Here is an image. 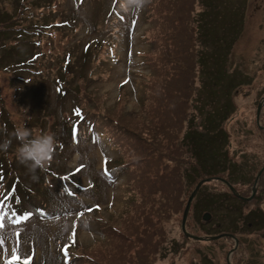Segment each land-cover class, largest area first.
Returning a JSON list of instances; mask_svg holds the SVG:
<instances>
[{
  "label": "rangeland",
  "instance_id": "1",
  "mask_svg": "<svg viewBox=\"0 0 264 264\" xmlns=\"http://www.w3.org/2000/svg\"><path fill=\"white\" fill-rule=\"evenodd\" d=\"M47 2L0 35V144L11 140L0 150V201L15 192L0 209V264L26 261L30 248L32 264H226L233 241L194 240L181 224L197 183H239L240 165L251 175L264 163L252 118L264 97V0H151L139 13L122 0ZM18 7L0 2L12 15ZM260 115L263 127L264 104ZM22 125L57 140L38 182L16 159L11 133ZM236 202L218 179L204 182L185 231L238 233Z\"/></svg>",
  "mask_w": 264,
  "mask_h": 264
},
{
  "label": "flooded vegetation",
  "instance_id": "2",
  "mask_svg": "<svg viewBox=\"0 0 264 264\" xmlns=\"http://www.w3.org/2000/svg\"><path fill=\"white\" fill-rule=\"evenodd\" d=\"M261 103L259 113H257L258 105ZM262 104H264V97H259L256 101V111L255 115L252 117L254 118V126L258 132L264 133V126L260 125L261 115L260 111L262 108ZM244 132L247 134L246 138L249 136L250 129H244ZM236 169L235 176L240 182L236 183L233 179L230 178H223L227 181L230 185H234L236 188L235 193H232L225 183L221 182L228 190V193L231 199H235L237 202L233 205L235 219H240V226L237 230L238 233H229L225 230V232L218 234L217 233H208V236L214 235H222L225 236L221 237L220 239H229L233 241V248L230 250L226 257V264L227 260L230 264H232L229 260V257L232 255H237L235 264H243V261L250 258V264H264L260 263L257 259H254L251 254H249L246 248H250L251 245L253 247V252L256 255L262 250L261 254H264V163L263 165L256 171L254 174H248L247 170ZM234 182V183H232ZM244 184V185H243ZM200 189V188H199ZM259 200L256 201V198L259 197ZM257 203L254 204V203ZM252 205V207H251ZM188 215V214H187ZM208 220L210 218V214L207 213ZM213 219V218H212ZM211 221L208 222V224ZM213 223V222H212ZM217 222L213 223L216 225ZM220 224L216 225V229L219 227ZM247 232V233H246ZM219 240V239H218ZM217 240V241H218ZM216 241V240H215ZM238 250L241 251L238 253ZM247 257V258H246ZM241 258V259H240ZM258 258V257H257ZM242 260V261H241ZM249 260V259H248ZM254 260V261H253Z\"/></svg>",
  "mask_w": 264,
  "mask_h": 264
},
{
  "label": "clouds",
  "instance_id": "3",
  "mask_svg": "<svg viewBox=\"0 0 264 264\" xmlns=\"http://www.w3.org/2000/svg\"><path fill=\"white\" fill-rule=\"evenodd\" d=\"M150 3L151 0H122L121 7L127 12L135 10L139 13ZM11 135L20 142V146L16 149L18 163L28 169L33 182H38L39 177L35 175L37 169L45 171L55 156L57 147L55 136L51 133H43L33 137L30 129L23 125L15 128ZM10 145L11 140L6 139L0 144V150L6 152Z\"/></svg>",
  "mask_w": 264,
  "mask_h": 264
},
{
  "label": "trees",
  "instance_id": "4",
  "mask_svg": "<svg viewBox=\"0 0 264 264\" xmlns=\"http://www.w3.org/2000/svg\"><path fill=\"white\" fill-rule=\"evenodd\" d=\"M1 1H3V0H0V2ZM12 1H14V3L17 5V6H20V7H18V9H17V11H16V13L15 14H13L12 15V13H9L8 11H6L5 9H1L0 8V24H2L3 25V27H2V29L0 30V35H5V32L7 31V30H10L12 27L10 26V24H8V19H9V22H11V21H15V23L17 24V25H20L21 26V24L19 23V21H18V18L20 17V13H21V10L23 9V10H27L26 9V7H28L29 5H33L35 8H40V7H43V6H49L50 4H48V3H51V2H47V3H45V1H47V0H41V1H39V0H30V3H23V0H12ZM25 1H28V0H25ZM44 3V4H43ZM35 18H36V20L37 21H40V25L41 26H47V23L48 22H50V20H48L47 19V17H41L40 19H38V15H35L34 16ZM48 21V22H47ZM15 23H13V25L15 26ZM61 23V22H60ZM8 24V25H7ZM16 27V26H15ZM22 27V26H21ZM39 32H42V30H40ZM4 33V34H3ZM37 35H38V33H37ZM1 48V47H0ZM37 57V54H34L33 55V58H36ZM32 58V57H31ZM30 58V61L29 62H33V59H31ZM28 60V59H27ZM26 60V61H27ZM26 61H24V62H19L18 63V66L20 67V69H22V70H26V69H28L29 68V66H30V64H32V63H29V62H27V64H26ZM2 110H0V115L2 114ZM80 114H81V112H80ZM84 116H85V114H83V115H81V117L82 118H84ZM56 185H57V183H55ZM211 234H213V232H211Z\"/></svg>",
  "mask_w": 264,
  "mask_h": 264
},
{
  "label": "water",
  "instance_id": "5",
  "mask_svg": "<svg viewBox=\"0 0 264 264\" xmlns=\"http://www.w3.org/2000/svg\"><path fill=\"white\" fill-rule=\"evenodd\" d=\"M260 106H261V103L258 105V108H257V113H259V110H260ZM213 179H218L219 181H222L223 183H225L228 187V189L232 192V193H235V189L232 185H230L227 181H225L224 179L222 178H207L205 180H202L200 181L199 183H197V185L195 186V188L193 189V191L191 192L190 196L188 197V200H187V204H186V207L184 209V214H183V219H182V224H181V229H182V232L187 235V236H190L192 239L194 240H198V241H215V240H218L220 239L221 237L225 236L224 234L222 235H214V236H204V237H198V236H193V235H190L188 234L186 231H185V220H186V216H187V213H188V209H189V206L191 205V202L192 200L194 199V196L196 195L197 191L199 190V188L202 186V184L204 182H210V181H213ZM208 217V215H207ZM227 263H229V261L227 260Z\"/></svg>",
  "mask_w": 264,
  "mask_h": 264
},
{
  "label": "snow or ice",
  "instance_id": "6",
  "mask_svg": "<svg viewBox=\"0 0 264 264\" xmlns=\"http://www.w3.org/2000/svg\"><path fill=\"white\" fill-rule=\"evenodd\" d=\"M3 225L2 224H0V227H2ZM0 243H2V242H0ZM15 251V250H14ZM16 259H18V257H14V260L13 261H9V264H14V261L16 260Z\"/></svg>",
  "mask_w": 264,
  "mask_h": 264
}]
</instances>
